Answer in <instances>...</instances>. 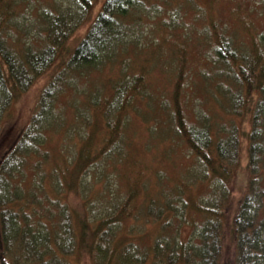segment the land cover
<instances>
[{
  "label": "trees",
  "instance_id": "1",
  "mask_svg": "<svg viewBox=\"0 0 264 264\" xmlns=\"http://www.w3.org/2000/svg\"><path fill=\"white\" fill-rule=\"evenodd\" d=\"M53 1L43 12L39 6L36 16H33L36 29L31 34L32 41L17 46L22 29L15 28V37L6 31L8 25L5 21L11 17L12 8L19 4V0H0V118L12 99L57 60V72L52 73L25 128L15 133L0 125V264H73L72 256L82 248L92 264H145L149 259L150 264H222L224 245L227 247L225 264H264V163L261 166L257 163L258 156L264 154V41L258 38H264V34L258 36L251 28L245 35L251 36L249 41L254 44V49L241 52V47L232 46L233 40H236L233 35H238L237 32L230 34L228 26L213 20L211 27L216 36L207 34L209 47L206 50L214 54L213 64L222 66L216 69L210 67L211 72L207 69L199 72L205 78L200 84L206 93L205 100L211 94L224 101L234 113L251 115L252 128L243 132L248 141L250 177L246 192L239 199L229 222L230 242L224 239L222 213L225 214V211L220 207L218 212L213 199L194 204L197 211L209 216L197 235L187 241L181 240L179 233H175L177 229H170L172 225H166L163 209L159 208L163 213L160 217L154 201L148 208L155 215L151 218L161 223L158 232L148 234L146 239L143 233H136L135 225L126 224L128 217L140 214L139 210L133 211L136 205L133 204L135 188L121 199L115 194L117 202H96L102 194L89 186L87 178L100 165L99 158L109 163L119 153L125 111L132 105L133 97L139 90L141 80L136 79L139 74L118 78L111 83L114 87L107 94L95 87L93 98L103 100L106 108L104 110L97 106L98 103L93 104L90 115L84 119L88 127L86 133L84 136L77 135L75 140L74 156L73 153L68 154L65 147L60 154L53 155L56 164L49 175L44 169L38 173L45 188L47 177L51 180L50 192L46 190L45 197L33 192L26 194L18 183L12 182L10 176L17 175L32 157L37 165L50 159L53 134L70 131L64 124L66 121L61 109L54 102L65 73L74 68L105 65L124 55L130 43L126 37L133 23L137 25L140 22L138 10L146 0H102L84 37L67 57H63L67 51V37L77 21L90 18L96 1L75 0L78 11L68 8L62 9V12H56ZM188 1L194 6L201 5L198 0ZM208 1L212 5L215 0ZM162 11L167 13L168 9ZM242 43L246 40L243 39ZM157 57L162 61L161 54ZM216 74H223V77L216 78ZM186 75L185 66L180 64L173 84L172 101H167L174 105L170 115L186 139L188 155L212 162L215 177L225 183L232 168L224 160L228 155L233 156L224 150L225 144L230 142L239 154L241 139L237 143L235 135L230 134L221 137L220 142L218 132L223 131L222 126L217 123L210 126L207 120L200 125L187 122L180 100ZM206 80H215L219 88L211 91ZM253 88L255 92H252ZM81 109L82 106L78 112ZM106 115H114L116 119L111 117V120H106ZM162 127L161 124L156 126ZM100 132L101 143L97 146ZM63 138L64 144H68L67 138ZM96 175H104V172ZM103 179L107 184L108 177ZM108 185L112 187V183ZM230 190L227 187L222 191ZM71 192L79 195L81 209L63 200V196ZM30 204L33 208H29ZM36 206L44 207L46 213ZM53 206L58 208L57 214ZM165 206L170 208L172 205L167 201L161 207ZM220 221L224 225H220ZM137 238L141 239V243Z\"/></svg>",
  "mask_w": 264,
  "mask_h": 264
},
{
  "label": "rangeland",
  "instance_id": "2",
  "mask_svg": "<svg viewBox=\"0 0 264 264\" xmlns=\"http://www.w3.org/2000/svg\"><path fill=\"white\" fill-rule=\"evenodd\" d=\"M95 1L90 18L77 21L78 23L72 28L66 40L67 51L65 50L63 57H67L84 37L102 2V0ZM171 1L146 0L141 3L142 8L138 10L141 20L137 25L134 22V26L130 28L126 37L130 43L124 55L112 62L108 61L105 65L74 68L65 73L64 82L58 87L54 102L55 106L61 109L66 121L64 124L70 131L52 135L53 152L49 160L37 165L35 158L32 157L23 169H20L17 175L10 176V179L18 183L26 194L33 192L45 197L44 192L46 190L50 192L51 180L48 176L45 188L44 181L38 178V173L44 169L49 175L56 164L53 161L54 156L60 154V150L65 147L68 148V154L73 153L74 156L76 154L74 148L77 147L75 140L77 135H85L88 127L84 119L90 115L92 107L94 108L93 104L98 103L97 106L104 110L106 108L103 100L93 98L92 92L95 91V87L107 94L114 87L111 83L118 78L128 74L132 76L139 74L136 76V79L141 80L139 90L133 97L132 105L125 111V119L121 127L123 133L121 140L119 139V153H116L109 163L99 158L100 165L87 178L89 186L96 188L102 194L97 197L96 202H117L115 194L121 199L124 194L128 195L129 191L135 188L136 198L133 204L136 205L133 211L139 210L140 214L128 217L126 224L135 225L136 233H143L146 239L148 234L158 232L161 223L151 218L155 215H152L148 208L154 201L160 217L164 213L167 219L166 225H172L170 229H177L175 233H179L181 240L187 241L197 235L209 216L202 215L195 209L194 204L213 199L217 205L216 210L219 212L222 207L225 211V214L222 213L225 222L224 239L228 243L231 235L229 222L238 207L239 199L246 192L250 177L248 141L243 132L252 128L251 115L249 113L242 116L234 113L226 107L224 101L211 94L205 100L206 93L200 86L203 77L199 72L205 69L211 72L210 67L216 69L222 66L214 65V54L206 50L209 47L206 39L208 35L216 36L211 27L213 20L217 19L228 26L229 28L226 27L228 33L237 32L238 35H233L236 40H233L232 46L241 47V52L254 49V44L251 45L249 41L251 36L245 35V32H249L251 28L258 36L264 34V0H215L212 5L208 0H198L200 6H194L188 0L187 2ZM53 3L56 12L68 8L73 11L79 10L75 0H54ZM49 4L51 0H19V4L12 8L13 14L5 24L8 25L6 31L13 33L15 37H17L15 28L22 29L24 35L22 31L19 33L22 37L16 41L17 46H22L28 40L32 41L31 34L36 29L33 16H36L39 6L43 12L47 6H50ZM164 8L168 9L167 13L162 11ZM136 16L137 13L134 14V17ZM258 38L264 41V38ZM243 39L249 46L242 43ZM157 54H161L162 61L158 59ZM56 63L57 60L34 77L30 84L12 99L9 108L0 118V125L4 129L16 133L18 129L25 128L52 73L57 72ZM180 64L185 66L187 72L186 83L180 95L182 111L187 122L200 125L207 120L210 126L213 123L222 126L223 131L218 132L220 142L221 137L230 134L235 135L237 143L238 139H241L239 154L230 142L225 144L224 150L227 154L233 155L232 157L228 155L224 160L232 168L225 183L215 177L212 162L208 163L206 159L200 161L196 155H188L189 146L186 139L180 134L170 115L174 105L167 101H172L173 84ZM222 77L223 74H216V78ZM207 82L211 91L219 88L215 80ZM252 92H255L254 88ZM146 93L150 97L145 96ZM171 104L172 108H170ZM81 106L82 109L78 112ZM111 117L116 119L114 115ZM111 117L106 115L105 119L111 120ZM157 124L163 127L156 128ZM212 133L214 137L217 136L213 127ZM101 134L102 132L97 138V146L101 143ZM64 136L68 144H64ZM258 157L257 163L261 166L264 163V154ZM103 172L104 175H96ZM105 177H108V183H112V187L105 183L103 179ZM227 187H230V192H223L222 190H226ZM63 200H68L76 209L82 207V201L75 192L65 194ZM167 201H170L172 206L161 207L166 205ZM44 202L49 203L45 200ZM36 207L46 213L44 207ZM53 207L57 214L58 208ZM29 208H33V205L30 204ZM159 208L163 209V213ZM43 218L46 219L45 214ZM219 223L224 225L221 221ZM137 240L141 243V239L137 238ZM226 248L224 245V252L222 251L221 255L222 264L226 262ZM72 260L73 264H92L84 248L78 254H74ZM150 263L149 259L145 264Z\"/></svg>",
  "mask_w": 264,
  "mask_h": 264
}]
</instances>
